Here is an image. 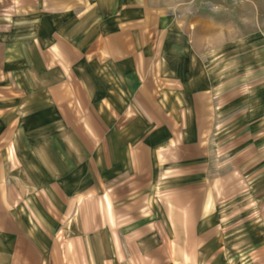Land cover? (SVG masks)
<instances>
[{"label":"crops","instance_id":"0c3cea01","mask_svg":"<svg viewBox=\"0 0 264 264\" xmlns=\"http://www.w3.org/2000/svg\"><path fill=\"white\" fill-rule=\"evenodd\" d=\"M170 8L0 0V264H225L216 71Z\"/></svg>","mask_w":264,"mask_h":264},{"label":"rangeland","instance_id":"374dc122","mask_svg":"<svg viewBox=\"0 0 264 264\" xmlns=\"http://www.w3.org/2000/svg\"><path fill=\"white\" fill-rule=\"evenodd\" d=\"M153 2L175 11L186 35L195 32L201 39L196 53L202 63L215 67L210 181L211 212L221 236L217 257L225 264H264V13H252L251 0ZM225 33L231 38L229 55L223 45L207 44L209 36ZM224 69L229 76H223Z\"/></svg>","mask_w":264,"mask_h":264}]
</instances>
